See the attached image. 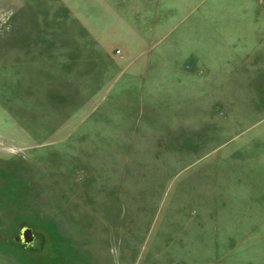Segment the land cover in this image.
<instances>
[{
  "label": "rangeland",
  "instance_id": "1",
  "mask_svg": "<svg viewBox=\"0 0 264 264\" xmlns=\"http://www.w3.org/2000/svg\"><path fill=\"white\" fill-rule=\"evenodd\" d=\"M261 40L264 0H0V264H264Z\"/></svg>",
  "mask_w": 264,
  "mask_h": 264
},
{
  "label": "crops",
  "instance_id": "2",
  "mask_svg": "<svg viewBox=\"0 0 264 264\" xmlns=\"http://www.w3.org/2000/svg\"><path fill=\"white\" fill-rule=\"evenodd\" d=\"M261 41H262V44H264V40H261ZM227 45L231 46L233 44H232V42H229V43H227ZM252 49H254V48H252ZM244 50L250 51L251 49L246 50V48H244ZM233 51L237 54V52L234 49H232L230 47L227 49V52H233ZM259 51L260 50H258V52ZM248 67L250 68L249 69L250 72L247 71L246 72L247 75L245 77H253V78H248L249 80H247L245 82H238L236 86H237L238 90L241 92L242 91L246 92V91H251V90L252 91H258L260 89H258V85L254 81H255L256 77L264 75L261 73L262 67H264V56H258L256 58V63L255 64H248ZM239 81H240V79H239ZM227 89L230 90V87L227 84V82L225 81V92H227ZM255 202H256L255 206H253V208L248 212L249 214H244V215L240 216L238 221H243V222L256 221V224L259 222L257 225V227L259 229H257V234L254 233V236H257L259 238V240L262 241V237H264V227H263L264 226V199H262L260 197ZM247 228H248V231H247L248 233L247 232L246 233H247L248 237H253V232H251L252 231L251 226H248ZM259 249H261V247ZM256 250H257V248H256Z\"/></svg>",
  "mask_w": 264,
  "mask_h": 264
},
{
  "label": "water",
  "instance_id": "3",
  "mask_svg": "<svg viewBox=\"0 0 264 264\" xmlns=\"http://www.w3.org/2000/svg\"><path fill=\"white\" fill-rule=\"evenodd\" d=\"M34 235L32 233V230L28 227H23L21 229V234H20V240L23 244H29L33 241Z\"/></svg>",
  "mask_w": 264,
  "mask_h": 264
}]
</instances>
